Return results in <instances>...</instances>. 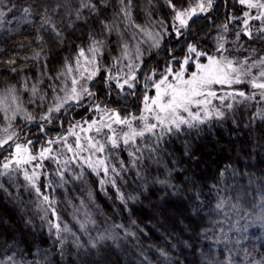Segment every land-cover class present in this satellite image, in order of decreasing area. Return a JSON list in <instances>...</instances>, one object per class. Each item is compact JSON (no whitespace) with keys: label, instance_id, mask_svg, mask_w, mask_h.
<instances>
[{"label":"rangeland","instance_id":"374dc122","mask_svg":"<svg viewBox=\"0 0 264 264\" xmlns=\"http://www.w3.org/2000/svg\"><path fill=\"white\" fill-rule=\"evenodd\" d=\"M177 2L115 0L92 12L78 43L60 45L58 59L50 55L14 72L1 71V239L43 231L60 259L67 245L82 254L96 249L92 256L100 258L104 250L94 245L102 247L107 239L122 244L134 222L114 234L119 223L104 216L99 197L118 214L113 206L130 203L151 184H161V194L166 187L181 196L173 171L183 166L166 157L179 146L178 154L196 161L189 140L180 138L182 128L209 126L226 112L240 111L251 149H261L264 137L246 117L264 116V1L237 0L240 11L228 14L217 53L186 42L171 50L167 62L149 68L166 43L180 39L192 17L210 16L215 4ZM213 141L215 147L225 144ZM160 199L152 202L159 207ZM98 214L105 222L92 235ZM160 221L155 211L154 223ZM118 254L130 262V253Z\"/></svg>","mask_w":264,"mask_h":264},{"label":"trees","instance_id":"16d2710c","mask_svg":"<svg viewBox=\"0 0 264 264\" xmlns=\"http://www.w3.org/2000/svg\"><path fill=\"white\" fill-rule=\"evenodd\" d=\"M157 1L177 4L180 0ZM114 3L115 0H0V74L2 70L14 72L50 59V55L58 59L60 45L72 47L80 41L92 12ZM237 6V0H215L211 15L192 17L180 39L166 43L148 67L167 62L174 55L171 50L177 51L186 42L195 43L204 53H217L216 46L228 26V14L239 12ZM238 112H226V118L209 126L182 128L180 138L189 140L196 161L178 154L179 146L166 157L167 162L176 158L177 165L183 166L173 171V182L181 196L166 192V187L165 194H161L164 187L151 184L130 203L122 201L113 206L118 214L107 198L99 197L104 216L119 223L114 234L125 231L131 220L134 222L132 235L127 234L117 247L109 239L102 242V247L94 245L104 250L100 256L105 260L92 256L96 249L82 254L72 251L71 245L66 246L67 252L60 259L50 238L39 231L32 236L0 238V264H264V144L259 150L251 149L252 138L241 127L245 113ZM246 118L258 136L264 137V116L257 118L249 113ZM213 137L226 145L215 147ZM170 141L177 140L170 136ZM152 171L149 167L148 172ZM158 197L159 207L152 202ZM155 211L161 220L157 224ZM98 216L91 224V234L105 222V217ZM117 252L130 253L132 261L126 263V256Z\"/></svg>","mask_w":264,"mask_h":264}]
</instances>
